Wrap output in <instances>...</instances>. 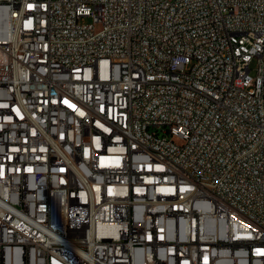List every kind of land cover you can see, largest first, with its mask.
Returning a JSON list of instances; mask_svg holds the SVG:
<instances>
[{
  "label": "built area",
  "instance_id": "obj_1",
  "mask_svg": "<svg viewBox=\"0 0 264 264\" xmlns=\"http://www.w3.org/2000/svg\"><path fill=\"white\" fill-rule=\"evenodd\" d=\"M0 264H264V0H0Z\"/></svg>",
  "mask_w": 264,
  "mask_h": 264
},
{
  "label": "rangeland",
  "instance_id": "obj_2",
  "mask_svg": "<svg viewBox=\"0 0 264 264\" xmlns=\"http://www.w3.org/2000/svg\"><path fill=\"white\" fill-rule=\"evenodd\" d=\"M86 21H89V19H86ZM255 67H256V61L253 60L251 62V64H250V68H251L250 74H251V76H254L255 75Z\"/></svg>",
  "mask_w": 264,
  "mask_h": 264
}]
</instances>
